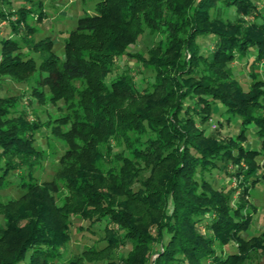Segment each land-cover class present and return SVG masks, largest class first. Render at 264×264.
Instances as JSON below:
<instances>
[{
  "label": "trees",
  "instance_id": "trees-1",
  "mask_svg": "<svg viewBox=\"0 0 264 264\" xmlns=\"http://www.w3.org/2000/svg\"><path fill=\"white\" fill-rule=\"evenodd\" d=\"M186 1L93 0L94 13L84 10L76 29L66 38L63 59L54 51L52 38L31 37L35 31L27 22L35 9H18L29 33L1 40L0 82L11 73L43 71L51 99L64 100L74 109L64 123L68 129L57 135L67 150L51 181L41 182L36 176L45 157L34 147L30 132L35 127L24 117V122L13 127L8 121L0 126V188L13 185L12 177H17L21 181L17 186L25 189L19 200L0 202V210H4L0 213V264H88L87 257L92 260L91 256H103L110 250H117V257L126 264H150L155 246L161 244L164 248L157 247L160 256L156 264H242L250 259L249 252L256 247L247 246L242 236L251 225L244 213V199L230 207L235 191L215 184L214 171L230 182L233 174L228 172V164L239 167L245 160L248 169L242 173L237 169L235 176L244 175L257 184L264 180V176L258 179L259 164L255 163L260 151H245L236 140L223 147L213 138L205 142L197 127L199 122L205 124L204 119L221 103L243 119V131L256 124V135L264 146V120L253 116L254 99L241 97L239 83L222 67L250 48L259 54L264 51V0H260L262 22L247 28L233 24L229 13L256 14L259 0ZM15 24L13 31L18 28ZM207 24L212 28L204 27ZM131 26L136 29L135 38L144 34V29L160 38L155 48H147L146 56L129 52L136 45V39L130 38ZM206 38L214 41L208 53L200 42ZM125 58L151 69L154 81L135 80L133 68L127 66L109 83L117 62ZM114 98L142 105L117 108ZM196 98H200L197 106H205V112L196 109ZM140 163L146 164L145 169ZM156 166L162 168L163 175L153 176L152 183L143 181L144 172L152 169L154 175ZM209 175L214 177L212 181L207 179ZM98 178H111L128 194L127 201L120 204L123 209L110 194L99 191ZM59 185L68 191L62 208L57 205ZM248 193L244 189L243 194ZM28 200L32 207L17 212L16 205ZM135 203L154 208L158 203L165 208L156 242L142 257L139 251H144L151 237L133 225L128 209ZM71 214L90 223L80 228L89 234L105 222L104 238L93 244L99 247L104 240L105 246L99 250L89 243L66 259L65 250L72 241L66 216ZM198 224L213 230L214 239L200 238L195 232ZM233 240L239 243L238 254L222 257L210 249L216 242ZM121 246L130 248L131 253L121 255Z\"/></svg>",
  "mask_w": 264,
  "mask_h": 264
},
{
  "label": "rangeland",
  "instance_id": "rangeland-1",
  "mask_svg": "<svg viewBox=\"0 0 264 264\" xmlns=\"http://www.w3.org/2000/svg\"><path fill=\"white\" fill-rule=\"evenodd\" d=\"M91 2H93V0H0V11L2 13V16H0V57L1 40L3 38H6L7 36L16 38L15 34L25 36L29 33L26 23L21 22V16L18 12V9L24 7L27 11L35 9V13L29 16V20L27 22V24L30 27H33L35 31V33H31V37L35 35L34 37L36 40L52 38L54 41V51H56L58 56L63 59L65 40L71 31L76 29L79 16L85 14L84 10L88 13H94V7L90 4ZM180 2L187 3L186 0H180ZM25 3L27 4L25 5ZM34 3L36 5H33ZM37 4L39 6H37ZM258 6L259 10H257L256 14L253 15H245L244 13L237 14L235 11H231L229 13V20L233 24H240V26H244V28H247L253 23H261L262 20L259 19V16H261L263 6L260 0L258 1ZM37 15H39V17ZM262 18L264 19V12L262 13ZM12 23H16L15 26L18 25L17 27L19 29L17 28L15 29L16 31H13ZM262 23L264 24V21ZM204 27L209 29L212 28V26L208 24ZM129 31L130 38L134 40L136 39V45L129 49V52L131 53L141 52L146 56V51L149 46H153V49L159 44L160 38H158V36H153L151 31L148 29H144V34L138 37L136 36L137 38L133 35L136 33V29L134 27L131 26ZM229 31L234 32V30L231 29ZM200 42L205 48L204 52L206 53L209 52L210 48H213L214 41L209 42L206 38L204 40H200ZM127 66L133 68L132 75L135 77V80L139 81L143 79L154 81V72L151 71V69L144 68L143 65L139 64L135 60L129 61L128 58H125L117 62L118 69H116V71L108 78V82L110 83L111 80H115L116 75L127 68ZM222 67L229 70L228 72L232 75V81H237L239 83V88L242 91L240 94L241 97L254 99L253 104L256 106L252 108H255L253 116L256 119L263 121L264 51H262V54H259L255 51V49L250 48L248 51L245 50L243 55L236 56L231 64H223ZM45 78L46 74L43 71L29 74L11 73L5 75L0 82V126L3 122L8 121L7 124L13 127L17 125V123L20 124V122H24L22 120L24 117V120L29 126L35 127V130L30 132V134L33 135L32 139L34 140V147L36 150L42 152L45 157L44 162L41 167L38 168L36 173V176L41 182L55 179V171L59 168V160L67 150V146L65 145L63 139L57 135L60 131H66L68 129L69 125L64 123L65 120L68 121V118H71L74 109L70 106L71 104L66 103L64 100L56 101L51 99L49 88L45 84ZM78 86L79 88L81 87V85ZM162 94L163 93L160 95ZM108 97L109 99L111 98L110 96ZM103 99L105 100V98ZM199 100L200 98L195 99L196 109L205 112V106H197ZM112 102H114V105L117 106V108H122L129 104L142 105L139 102H133L122 98H114L112 99ZM248 103L252 104V101L250 100ZM204 123L205 124H200L199 122L197 128H199L204 134V137L206 138L205 142H209L208 140L213 138L220 146L223 147L230 146L231 141L236 140L238 143L242 144L245 151H251V149L259 150L260 154L256 157V162H254L259 164V169L257 171L258 179L264 176V146L256 135L258 128L256 124L248 125L247 130L243 131V119L229 113L226 107L221 103L214 107L212 110V116L204 119ZM250 157V155H246L247 160L250 159ZM79 161L84 162L82 159ZM134 165V168H137V162H135ZM247 165L248 162L245 160H242L239 167L234 164H228L227 170L233 174L230 182L224 174H219L218 170L214 171L217 173L216 177L218 179L214 180V183L220 184L222 187L232 188V190L235 191L230 207L235 208L238 201H241L242 203V200L244 199L243 204L246 205L244 213L247 219H250L249 221L251 225L248 233H244L242 236L246 239L245 241H248L249 244L247 246H250V248L256 247V249H251L249 252L251 255L248 256L250 259H246L242 264H264V180L254 184V180H246L244 175L241 177L235 176V171L236 173L238 172L237 169L240 170L241 173L245 172V169H248ZM145 166V163H140V167H142V169H145ZM160 169L156 166L154 175L151 171L152 169L145 171L142 176L143 181L152 183L150 180H152L151 178L153 176L157 178L161 174L163 175L162 168ZM213 178V176H207L209 181H212ZM12 180L14 182L13 185L8 187L4 185L0 188V202L6 203L12 199L19 200V198H21V196L25 193V189L17 186L21 181L17 179V177H12ZM25 181H28V179ZM58 181L60 180L58 179ZM96 184L100 192L110 194L114 203L117 204V207L123 209L120 204L125 203L128 198V194L124 190L120 189L111 178H98L96 180ZM59 186L61 187L62 185ZM244 189L249 190L247 196L243 194ZM67 194L68 191L64 189V187H61L60 193L57 194L58 208H62L65 205ZM72 204L74 205L73 202ZM31 207L32 204L30 203V200H28L26 202H21L19 206L16 205L15 209L19 212L22 208L29 210ZM156 207L157 208L135 203L128 209L133 225L142 229L151 237L150 243L147 247L143 246L145 247L144 251H139L140 257H142V255H147L148 252L145 250H147L150 245H154L157 239L156 230L159 226L158 222L162 219L165 208L158 203ZM169 212L170 210L166 212V215L169 214ZM0 213H4V210H0ZM71 215L66 216V221L71 225L72 235V241L65 250L66 259H69L82 251L84 249V245H89L90 243L89 246H91L94 242L100 241L104 238L105 235L104 231H102L106 225L105 222H103L98 228L94 227V234H89L82 232L80 228L82 226L87 227L90 223L82 221L76 214ZM203 223L206 224V222ZM2 224L3 221L0 217V225ZM182 227L187 229L188 226L183 224ZM195 230L200 238H203L206 241L214 239L215 232L213 230L206 229L204 226H199V224L195 227ZM105 244L106 242L103 240L100 242L99 247H97V244L93 246L95 248H99L100 250L105 246ZM238 244L239 243L235 240L227 244L216 242L210 246V249L211 251L215 250L218 253L217 256L223 255L222 257H227L226 254H238ZM158 246H160V250L164 248L162 244L157 245V247ZM157 247L155 246V252L151 257L150 264H156L158 261L160 254L157 252ZM119 251L121 255L124 254L126 256L129 255L132 250L121 246ZM116 253L117 250H110L109 253L103 256H91V258H93L92 260H89L90 257H87V263L126 264L127 262L120 260ZM60 263L62 262L60 261ZM208 263L205 262V264ZM63 264L66 263L64 262ZM135 264L140 263L138 262Z\"/></svg>",
  "mask_w": 264,
  "mask_h": 264
}]
</instances>
